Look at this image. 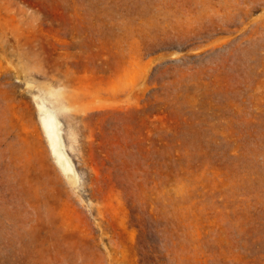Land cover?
<instances>
[{
  "label": "rangeland",
  "instance_id": "374dc122",
  "mask_svg": "<svg viewBox=\"0 0 264 264\" xmlns=\"http://www.w3.org/2000/svg\"><path fill=\"white\" fill-rule=\"evenodd\" d=\"M0 264H264V0H0Z\"/></svg>",
  "mask_w": 264,
  "mask_h": 264
},
{
  "label": "bare ground",
  "instance_id": "6f19581e",
  "mask_svg": "<svg viewBox=\"0 0 264 264\" xmlns=\"http://www.w3.org/2000/svg\"><path fill=\"white\" fill-rule=\"evenodd\" d=\"M39 110L44 131L58 165L67 174L74 172V166L65 148V142L61 130V121L59 120L55 109L49 108L44 103H41L39 104Z\"/></svg>",
  "mask_w": 264,
  "mask_h": 264
}]
</instances>
